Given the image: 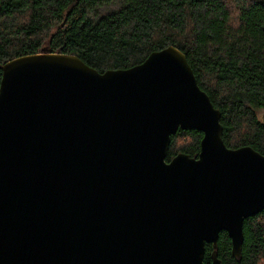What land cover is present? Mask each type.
<instances>
[{"label": "water", "instance_id": "95a60500", "mask_svg": "<svg viewBox=\"0 0 264 264\" xmlns=\"http://www.w3.org/2000/svg\"><path fill=\"white\" fill-rule=\"evenodd\" d=\"M0 81V264H204L219 234L239 259L264 210V156L229 149L182 52L98 73L76 56L5 63ZM178 130L196 158L166 162Z\"/></svg>", "mask_w": 264, "mask_h": 264}, {"label": "trees", "instance_id": "16d2710c", "mask_svg": "<svg viewBox=\"0 0 264 264\" xmlns=\"http://www.w3.org/2000/svg\"><path fill=\"white\" fill-rule=\"evenodd\" d=\"M115 2V11L88 18ZM170 46L219 110L225 146L264 156V0H0V81L5 63L42 50L76 56L101 74ZM201 139L178 130L166 162L180 153L196 158ZM212 252L205 244L204 264ZM216 252L222 264H264V210L244 220L239 259L223 231Z\"/></svg>", "mask_w": 264, "mask_h": 264}, {"label": "rangeland", "instance_id": "374dc122", "mask_svg": "<svg viewBox=\"0 0 264 264\" xmlns=\"http://www.w3.org/2000/svg\"><path fill=\"white\" fill-rule=\"evenodd\" d=\"M119 7H120V3L119 2H115V3H112V4L108 5V6H103V7H99V8L90 10L88 12V18L90 20H97L102 15H105V14H108L110 12H113L116 9H118Z\"/></svg>", "mask_w": 264, "mask_h": 264}]
</instances>
